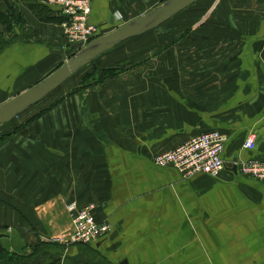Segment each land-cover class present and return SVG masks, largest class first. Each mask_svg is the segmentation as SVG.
Here are the masks:
<instances>
[{
	"label": "crops",
	"instance_id": "obj_1",
	"mask_svg": "<svg viewBox=\"0 0 264 264\" xmlns=\"http://www.w3.org/2000/svg\"><path fill=\"white\" fill-rule=\"evenodd\" d=\"M33 1L46 6L0 0V11L18 5L34 30L0 50V106L73 55L63 50L60 9L40 20ZM164 1L94 0L91 20L105 35ZM209 6L208 18L190 20L183 42L160 50L147 39L168 34L126 40L86 72L127 70L117 78L68 96L88 76L79 77L83 68L55 91L67 94L0 126V228L15 229L2 245L26 258L19 264H264V183L234 172V159L264 161V19L258 27L256 0ZM210 131L228 136L220 178L185 179L154 165L155 156ZM252 134L253 151L244 148ZM91 204L111 226L105 238L38 252Z\"/></svg>",
	"mask_w": 264,
	"mask_h": 264
},
{
	"label": "built area",
	"instance_id": "obj_2",
	"mask_svg": "<svg viewBox=\"0 0 264 264\" xmlns=\"http://www.w3.org/2000/svg\"><path fill=\"white\" fill-rule=\"evenodd\" d=\"M94 0H46L49 7L60 9L63 21L62 32L70 50L77 52L78 47L85 46L101 37L100 28L91 20ZM228 136L219 131L200 134L176 149L157 155L154 165L160 168H173L183 178L204 174L214 179L221 177L226 169L224 153ZM244 148L255 150V135H250ZM238 172L244 177L264 183V163L257 159L236 164ZM94 205L84 207L76 212L74 228L70 238L63 241L67 245H90L106 236L110 231L107 223H98L93 215ZM9 229L8 233H11Z\"/></svg>",
	"mask_w": 264,
	"mask_h": 264
},
{
	"label": "water",
	"instance_id": "obj_3",
	"mask_svg": "<svg viewBox=\"0 0 264 264\" xmlns=\"http://www.w3.org/2000/svg\"><path fill=\"white\" fill-rule=\"evenodd\" d=\"M199 1L201 0H166L140 18L138 17L117 27L114 31L98 37L77 51L48 77L1 105L0 126L12 122L30 108L38 105L85 66L92 64L108 51L118 47L126 40L143 36L158 29ZM234 160V164H237L238 161ZM234 172L238 173L237 165H234Z\"/></svg>",
	"mask_w": 264,
	"mask_h": 264
},
{
	"label": "rangeland",
	"instance_id": "obj_4",
	"mask_svg": "<svg viewBox=\"0 0 264 264\" xmlns=\"http://www.w3.org/2000/svg\"><path fill=\"white\" fill-rule=\"evenodd\" d=\"M25 4H26V2L28 3L29 2V0H22ZM38 2V1H37ZM216 2H222V0H201V1H199V4H194V6H190V8H188V9H186L185 11H183V13H181V14H179V15H177L176 16V18H181V20L179 21V22H177V23H175V20L174 19H176V18H174L173 20H170V22L169 23H167L166 25H165V27L164 28H161V30H157V31H155V32H149V33H162V34H168L167 35V37H165V42H163V40L162 41H159V40H154L153 38H149V39H147V41H149L148 43L152 46L154 43H157L158 45H159V47H160V50H164V49H169V47L172 45V44H175V43H181V42H183L188 36H189V34H191L192 32H193V27H190L191 25L190 24H192L194 21H192V22H190V20H192V19H195L196 20V18H198V19H200L201 17V21H203V19H206V18H208L209 17V14H211L212 13V11L209 9V7H211V6H209L211 3L213 4V3H216ZM256 2H257V4H258V6H259V10L258 11H256V16H257V19H258V27L260 26V22L259 21H262V19H264V0H256ZM38 3H40V2H38ZM200 3H204L205 5L204 6H201L202 4H200ZM162 4V3H161ZM160 4V5H161ZM197 5H199V7H202V8H204L203 9V11L200 9V10H197L196 9V6ZM132 11L134 10V8H132L131 9ZM151 10H139V12H137V10H135V11H133V12H137V13H134V14H136V15H134V17H138V16H142V15H144V14H146V13H148V12H150ZM193 11L194 12H196V13H193ZM92 12H93V10H92ZM202 14V15H201ZM62 16V15H61ZM61 18H63V17H61ZM134 19H136V18H134ZM197 19V20H198ZM200 21V22H201ZM61 24H62V22H61ZM97 25V24H96ZM61 26V25H60ZM99 28H100V31H101V33L103 34L104 33V29H102L99 25H97ZM115 29L117 28V27H114ZM114 28H111V29H109V30H107V32H109L110 30H115ZM195 28H197V27H195ZM163 29V30H162ZM112 32V31H111ZM149 35V34H148ZM62 36H63V40H64V47H63V50L65 49V50H67V51H69L70 50V45L68 46V44H67V41L65 40V37H64V34H63V32H62ZM31 37V36H30ZM170 37V38H169ZM17 38H19V37H17ZM32 38V37H31ZM171 39V40H170ZM134 41H136V40H134ZM170 43V44H169ZM146 45H148L147 43H146ZM87 46V45H86ZM69 58H70V56H69ZM68 60V59H67ZM66 60V61H67ZM65 61V62H66ZM88 69V70H87ZM90 69L88 68V66H86L85 67V69L84 70H82L81 72H80V76L79 77H85V76H87L86 75V72H88ZM97 74V75H96ZM49 76V75H48ZM94 77H98V71L96 70L94 73H92V75H90L89 76V79L90 80H88V81H86L85 80V78H84V80L82 81V83H90L91 82V80L94 78ZM75 78V77H74ZM73 77H72V79H74ZM71 81V80H70ZM72 82V81H71ZM92 82H94L93 80H92ZM82 83H81V85L79 86V87H81L82 86ZM78 87V88H79ZM78 88H76V89H78ZM76 89H74V90H76ZM66 89L65 88H62L59 92H54V93H52L50 96H47L48 98L46 99V101L45 102H43V104H39V106H38V108L37 109H42L43 107H44V105L47 103V101H49L50 99H52V98H54V97H56V95H58V94H56V93H60V92H62V93H64V91H65ZM74 90H71L69 93H71V92H73ZM58 91V90H57ZM81 92V91H80ZM68 93V94H69ZM64 94H67V93H64ZM42 103V102H41ZM34 109V108H33ZM30 112H31V110H30ZM48 112H50V111H48ZM47 112V113H48ZM206 133V132H205ZM203 134V133H202ZM256 137V136H255ZM256 142H257V137H256ZM3 143V141L0 143V145ZM258 144V143H257ZM262 163H264V161H261ZM92 205V204H91ZM88 206H90V205H88ZM87 207V206H86ZM84 208V207H83ZM94 211H95V208H94ZM93 215H94V217H95V219H96V215H95V212H93ZM72 220H71V229L67 232V233H65L64 235H62L61 237H56L55 239H49V241H44L43 242V244H45V245H41L42 247H44L43 249H41L40 251H38V252H41L42 250L44 251V250H46V251H57V252H60L61 251V253H62V249H63V246L62 245H64V246H69V245H67V244H65L63 241H65V239H69L70 238V232H71V230H72V228H74V221H75V218H76V213H72ZM96 221H97V219H96ZM98 222V221H97ZM98 223H100V222H98ZM103 223H106V221L105 222H103ZM108 224V223H107ZM109 226H110V224H109ZM9 229H11L12 231H11V233H8V231H9ZM14 227H12V226H6V227H4V228H0V249H1V247H2V244H3V242L4 241H9V240H13L12 238V236H13V234H14ZM110 230H111V226H110ZM110 232V231H109ZM109 234V233H108ZM106 236H107V234H106ZM105 236V237H106ZM104 237V238H105ZM103 239V238H102ZM102 239H100V240H98V241H101ZM98 241H96V242H92L90 245H93L94 243H97ZM73 245H80V246H88V245H83V244H73ZM0 255H3L4 257H6L7 259H8V257H9V255L8 254H6V253H0ZM12 255V254H11ZM14 259V258H13ZM25 260H22V261H19V262H13L12 264H19V263H23ZM4 264H10V263H4Z\"/></svg>",
	"mask_w": 264,
	"mask_h": 264
},
{
	"label": "trees",
	"instance_id": "obj_5",
	"mask_svg": "<svg viewBox=\"0 0 264 264\" xmlns=\"http://www.w3.org/2000/svg\"><path fill=\"white\" fill-rule=\"evenodd\" d=\"M29 8L33 11H37V17L40 20H43V17L40 16V14H44V17H46L45 13L48 12L49 10V6L47 7V5H43L38 2L34 1L30 4H28ZM50 12V10H49ZM0 50L4 49L7 45L13 43L14 41L18 40V36H20V34L22 35H28L31 36L32 33H34L33 29L28 28L27 26V22L23 16V14L21 13V10L19 8L18 5L14 4L8 7V10H6L5 12L0 11ZM75 53L73 52V55ZM72 55V56H73ZM127 70L124 69H114L113 68H107L105 70L102 71L101 74H98V77H94L92 80L94 82L90 83H82V86L79 87L78 89L74 90L73 92L69 93L68 96H72L75 95L77 93H79L80 91H84L87 90L91 87L97 86L103 82H106L107 80L117 78L121 73L125 72ZM97 75V74H96ZM88 75L85 80L88 81L89 79ZM59 104V102L54 103L53 105H51L47 110H43L40 113H38L33 119H37L40 116L44 115L45 113H47L48 111L52 110L53 108H55L57 105ZM4 140V138L0 139V143ZM0 253H6L9 255L8 259L6 257H4L3 255H0V264H4V263H10L12 264L13 262H19L22 260H25V257H21L18 255H14L12 253H9V249H7L6 247H4L2 245L1 249H0ZM12 254V255H11ZM14 258V259H13Z\"/></svg>",
	"mask_w": 264,
	"mask_h": 264
},
{
	"label": "bare ground",
	"instance_id": "obj_6",
	"mask_svg": "<svg viewBox=\"0 0 264 264\" xmlns=\"http://www.w3.org/2000/svg\"><path fill=\"white\" fill-rule=\"evenodd\" d=\"M190 8V7H189ZM166 24V23H165ZM86 46V45H85ZM85 46H80V47H78V48H76L77 49V51H80L81 49H83ZM85 68V67H84ZM204 175V174H203Z\"/></svg>",
	"mask_w": 264,
	"mask_h": 264
}]
</instances>
